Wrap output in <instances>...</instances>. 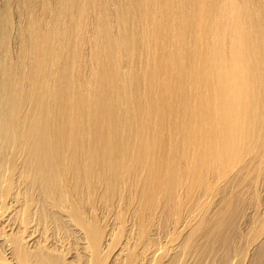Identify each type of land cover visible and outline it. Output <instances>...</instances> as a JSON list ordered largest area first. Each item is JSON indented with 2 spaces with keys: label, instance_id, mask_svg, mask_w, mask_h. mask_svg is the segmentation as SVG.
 <instances>
[{
  "label": "rangeland",
  "instance_id": "rangeland-1",
  "mask_svg": "<svg viewBox=\"0 0 264 264\" xmlns=\"http://www.w3.org/2000/svg\"><path fill=\"white\" fill-rule=\"evenodd\" d=\"M238 1L243 4L247 0ZM57 2L0 0V210L6 209L7 213L18 211L19 215L16 213L18 221L8 233L12 232L14 238L20 239L23 234L20 233L19 222L28 223L33 218L37 219L34 222L39 220L37 227L41 243L36 237L38 241L27 250L34 254L37 247L47 244L45 237L53 235L50 239L54 240L61 236L60 239L66 241L65 248H59L52 242L48 247L56 246L60 253L68 252L67 256L62 255V259L60 254L56 255L62 264H252L253 252L264 240V146L256 148V152L244 153L223 168L201 163L196 173L190 171L189 165L194 156L202 158L204 142L189 145L193 153L183 155L187 156L186 159L179 157L178 162L181 160L183 163L181 166L174 162L175 158L178 159L176 149H173L176 141L171 142L173 144H167L171 151L169 155L175 166H183L181 172L185 174L177 171L179 166L174 168L169 155L166 156L167 152L163 161L161 157V161L158 157L149 159L151 162L147 159L152 167H157L168 158L169 163L166 161V164L171 173L163 163V175H168L160 180L161 183H156L159 180L156 176L162 171L155 175L156 182H151V175L148 177L147 173H151L152 167L149 168L147 162L140 164L131 159L130 162L137 164L128 162L122 170L115 163L117 158L112 157V150L111 155L107 152L101 160L104 163L108 158L106 162L114 170L104 164V169L109 167V170L106 168V173L100 172L104 170L99 168L103 167L99 166L102 161L97 163L99 167L94 163L91 165L89 159L92 153L94 155L95 145L87 128L80 135L71 134L63 141L57 140L58 131L63 129L58 128L64 127L61 115L69 109L65 94L67 84L73 87V93L78 87L83 88L82 85L89 89L97 66L93 58V40L95 34L102 31V28L95 31L94 25L89 23L88 27H92L87 28L86 33L37 31L32 34L36 25L43 29L55 23L52 14L45 15L43 11L46 6L51 8ZM107 7L110 26L118 34L114 5L110 2ZM48 47L56 54L55 60L49 64L45 59ZM132 58L120 60V72H125L132 65L139 72L141 60ZM147 76L142 77L143 88ZM183 86L187 88L186 83ZM59 88L63 91L61 96L58 95ZM55 127L57 133L50 137L48 131L53 134ZM42 133L50 137L51 143L40 153L37 144ZM87 146H92L90 151ZM55 159L61 160L56 163ZM83 160L90 166L85 167ZM81 164L85 169L90 168L83 170ZM136 165L139 170L144 167L145 171H139ZM92 166L94 171L88 173L89 169L93 170ZM131 166L137 169L134 174ZM129 168L132 169L129 174L124 173ZM173 168L176 172H172ZM121 171L124 173L122 176ZM147 186L151 189L153 186L155 192ZM49 223L52 225L47 226ZM44 231L48 234H43ZM12 243L9 241L8 244ZM3 249L0 243L1 257H9L10 254Z\"/></svg>",
  "mask_w": 264,
  "mask_h": 264
},
{
  "label": "bare ground",
  "instance_id": "bare-ground-1",
  "mask_svg": "<svg viewBox=\"0 0 264 264\" xmlns=\"http://www.w3.org/2000/svg\"><path fill=\"white\" fill-rule=\"evenodd\" d=\"M110 2L114 5L113 10L118 17V34L108 20L107 5ZM47 7L43 12H46L45 15L51 13L55 23L48 24L43 29L36 25L32 29V34L37 31L78 34L80 31L86 33L87 28L90 29L93 25L92 28L95 27V31L102 28L101 32L94 33L93 58L97 66L89 89L82 85L83 88L78 87L77 92L73 93V87L67 84L65 94L69 109L61 115V125L63 124L64 127L58 128L59 130L63 128L60 132L58 131L59 134L56 127L53 129V134L50 135L48 131L50 137L57 133V140L63 141L67 135H80L87 128L90 132L89 138L95 145L94 155L93 153L90 155L92 160L89 156L91 165L94 163L98 166L97 163L102 161L104 155L112 151V157L117 158L115 163L121 168L128 162L143 164L147 162V159L150 161L149 159L154 157H158V160L161 157L160 159L164 160L167 152V157L171 154L169 145L175 141L173 145L176 148L172 145L171 147L176 149L177 155H174L178 159L173 154L172 156L175 158L174 162L178 164L180 158H185L188 152L189 154L192 152L189 145L204 142L201 148L202 158L194 156L193 160L192 156L193 161L189 165L190 171L197 173L201 163L208 167L223 168L244 153L256 152L258 150L256 148L264 146V0H247L243 4L238 0H58L55 6ZM89 23L91 27H88ZM39 41L40 38L36 44ZM66 43L68 46V41ZM55 57L54 50L48 47L45 56L47 63L54 61ZM125 57L131 60L132 57H138L137 59L141 60V66L138 68L140 73L133 65L125 72L119 71L118 63ZM145 74H148L145 79L146 89L143 88L144 80L142 79ZM185 83L187 88L183 86ZM62 93L63 91L59 88L58 95L61 96ZM42 131L45 132V130ZM50 137L42 133L38 138L40 140L37 147L40 153L44 152ZM88 145L90 146L89 142ZM91 147L87 146L88 149ZM185 154L187 156H183ZM49 156L52 157L48 154ZM131 159L137 162L132 163ZM60 160L55 159L56 163ZM106 160L99 164L103 167L98 166L102 170L104 164H108ZM166 161L163 163L166 164ZM170 161L173 163L171 157ZM83 162L86 161L83 160ZM90 163L89 165L84 163L85 167L90 166ZM163 163L160 162L159 167L148 164V167L152 169L151 173L146 175L148 177L151 175V182H156L159 178L156 183H161L160 180L168 175L165 173V177L163 175L165 166ZM181 163L180 160V166ZM40 164H37L38 167ZM146 164L144 166L147 169ZM167 164L165 167L168 166ZM172 165L175 166V163ZM42 166L43 164L40 167ZM108 166L111 168L109 164ZM85 167H82L83 170ZM109 167L106 168L109 170ZM91 168L93 170L89 169L88 173L94 171V167ZM130 168L134 171L137 165L136 168L132 166ZM130 168L124 173L129 174L132 170ZM141 168L145 171L144 167ZM174 168L172 172H176ZM182 168L183 166L180 170L179 168L176 170L181 172ZM105 169L100 172L106 173ZM122 170L125 169L122 168ZM159 171H162L163 177L158 175L159 177L156 176L157 179L154 180ZM116 172L115 175H117ZM121 172H119L120 175H123V171ZM83 173L85 174V171ZM111 176L113 177L114 174ZM148 186L147 188H150ZM17 212L7 213L6 209L0 210V243L3 250L10 254L7 258L0 255V264H32L33 262L62 264V255L67 256L68 252L60 253L56 246L65 248L66 241L64 242L62 238L61 240V236L59 239L51 240L53 235H49L50 238H44L47 244L40 246L42 232L38 235L39 220L34 222L37 219L33 218L32 221L24 223L26 221H22L19 217L23 223L19 222L17 226L22 232L18 227L16 229L23 234L21 238L15 237V239L12 235L14 233H8L18 221L15 216ZM17 216H19L18 213ZM44 216L47 217L45 213ZM31 218L28 217V219ZM51 225L52 223L47 224V226ZM45 232L47 231L43 234ZM20 233H18L19 237ZM36 237H39L37 238L39 241ZM95 239L97 241L98 237ZM9 241L13 243L9 245ZM37 241L40 242V247L31 254L32 252L30 253L27 249ZM50 242L53 245L56 244L52 249ZM48 243H50L49 247ZM256 248L253 252L256 256L254 255L252 262L264 264V240ZM58 254L61 255V259L56 257ZM98 263L101 264V262Z\"/></svg>",
  "mask_w": 264,
  "mask_h": 264
}]
</instances>
